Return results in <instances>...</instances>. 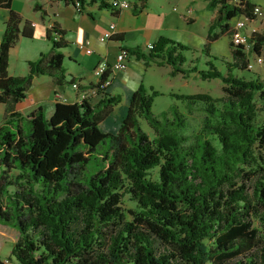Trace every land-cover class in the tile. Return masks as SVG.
Wrapping results in <instances>:
<instances>
[{"label":"trees","instance_id":"obj_1","mask_svg":"<svg viewBox=\"0 0 264 264\" xmlns=\"http://www.w3.org/2000/svg\"><path fill=\"white\" fill-rule=\"evenodd\" d=\"M78 1L85 7L86 0ZM101 4L119 8L105 0ZM0 5L10 10L0 39V101L7 104L0 124V179L16 169L29 185L7 206L0 203V221L20 231L8 259L20 264H264V241L254 224L255 215L264 223V120L259 119L264 80L234 72L248 67L250 54L242 45L232 42L234 60L227 72L211 61L208 68L186 66L182 49L190 46L164 35L148 50H137L148 61L170 64L172 74L198 71L225 82L224 97L171 92L190 110L206 111L194 136L186 131L189 120L177 104L160 116L152 110L159 91L144 82L131 94L117 132L100 127L121 100V94L109 92L96 104L87 97L56 101L50 115L40 105L21 119L14 104L27 96L36 74L52 75L58 83L75 77L66 72L65 31L56 22L48 30L50 49L29 60L26 74H11V47L22 35L32 37L34 25L28 19L21 23L11 0ZM207 5L216 9L203 46L207 51L211 40L230 29L225 18L256 16L251 0H208ZM251 40L260 53L264 32H253ZM141 117L154 136L142 127ZM108 137L109 147L97 150ZM256 174L250 193L247 184ZM124 193L139 206L131 220L121 205ZM0 264H6L1 255Z\"/></svg>","mask_w":264,"mask_h":264},{"label":"crops","instance_id":"obj_2","mask_svg":"<svg viewBox=\"0 0 264 264\" xmlns=\"http://www.w3.org/2000/svg\"><path fill=\"white\" fill-rule=\"evenodd\" d=\"M102 1L86 0L85 7L78 9L76 4L64 0H25L26 9H28L26 12H29L25 13L16 6L15 0H11L12 7L23 14L21 23H24L26 19L33 23L32 37L35 38L39 34L41 27L47 38L45 39L46 48H38L37 54H21L22 41L32 37L20 36L11 47L9 72L17 75L26 74L29 71V60L37 59L41 53L50 49L52 42L48 36V30L52 23L56 22L65 31L62 38L67 42L63 48L66 72L68 77L74 76L80 83V89L76 90L69 81L58 83L52 75L36 74L27 90V96L14 104V109L18 112L16 117L22 119L40 105L44 106L47 115L52 114L56 103L53 97L55 90H60L68 96L67 101L81 100L82 95L85 94L93 104L103 98L104 92L121 94V100L114 105L113 109L117 105L119 116H125L131 94L141 82L145 83L146 65L153 63L144 56H140L137 50H148V43L156 41L162 35L178 40L177 36L181 35L183 28L197 20L195 12L197 0H128L130 6L119 7L117 10L112 6L101 4ZM105 1L112 2V0ZM202 1L203 5L206 4L208 7L207 1ZM36 4L42 5L43 8H37ZM0 9L2 11L1 39L10 10L4 5H0ZM215 15L214 10L210 14V24ZM255 21L256 19L253 20L252 25H255ZM112 22L116 24V33L107 40H101L100 35ZM85 41L90 42L92 52H87L85 48L79 46L80 42ZM121 46L132 49L127 68L117 71L111 84L104 91L94 92L92 88L96 81L95 66L102 62L112 63ZM134 58L143 64L137 72L132 71L131 68ZM149 85L154 86L152 83ZM6 109L7 104L0 101V112L2 111L1 113L5 115ZM103 120L100 122V127L102 123L107 122V119ZM118 126L116 124L114 130ZM14 262L20 264L15 260Z\"/></svg>","mask_w":264,"mask_h":264},{"label":"rangeland","instance_id":"obj_3","mask_svg":"<svg viewBox=\"0 0 264 264\" xmlns=\"http://www.w3.org/2000/svg\"><path fill=\"white\" fill-rule=\"evenodd\" d=\"M205 1V0H204ZM208 2V0H206ZM256 4H259L264 11V0H251ZM202 0H197L195 3L197 20L187 24L185 28L180 32L181 35L177 36V39L188 44L190 48L182 49L185 57L187 58L186 66L197 65L199 69L208 68L210 65L208 62L214 63L223 72L228 71V62L234 60L232 52V40L230 29L228 32L221 33L219 37L210 41L209 50L203 49L204 43L206 42V37L208 33V26L210 24V14L216 9L208 8L203 5ZM16 6L20 7L26 12L25 0H15ZM28 8V7H27ZM30 11V10H29ZM23 17V14H21ZM242 14L238 13L230 18H225L223 22L228 21L233 25L237 19L240 18ZM255 25L258 27L259 32H264V13L255 17ZM2 23V11L0 9V25ZM1 29V28H0ZM216 31H221V26L217 25ZM1 31V30H0ZM46 35L39 28V34L32 38H26L22 41V52L21 54H37L38 48H46L45 39ZM205 41V42H204ZM188 42V43H187ZM68 49V48H67ZM261 52L264 55V45L261 48ZM249 58L254 61L255 54H251ZM254 56V57H253ZM152 64V65H151ZM149 66L146 65L145 72V84L149 85L152 83L154 88L159 91L158 94L154 95L152 102V110L159 116L164 111H171L172 106L177 104L178 107L185 112L189 120V126L187 132L193 136L200 130L204 118L206 116V111L200 106L195 107L193 110L188 108L186 101L178 99L171 95V92L178 93H191V92H207L214 97H224L226 95L224 91L225 82L221 77L213 78H203L198 71H191L188 75L182 72L172 74V66L170 64L160 65L155 62L151 63ZM143 64L139 63L138 59L134 58L131 62L132 71L137 72L141 69ZM143 69V67H142ZM234 72L238 75H242L246 78H254L256 76L264 80V61L262 63H256L254 67L247 68H235ZM17 75V74H14ZM257 104L260 107L261 101L257 99ZM115 108L104 118L107 119L106 123H102L101 129L106 132H117L121 126L123 117L119 116V111ZM123 108V107H122ZM2 112V111H1ZM0 112V124L4 121V114ZM119 117V118H118ZM260 122L264 120V111L259 110ZM103 120V121H104ZM118 120V121H117ZM142 127L149 133L150 136L155 135L154 128L149 124L145 117H141ZM119 125L116 130H114L115 125ZM111 144V138L108 137L105 141L100 143L97 150H105ZM18 170L14 169L7 173V176L0 179V203L3 206H7L10 202V197L16 198V193L21 192V190L27 191L29 185L24 179L17 177ZM152 174L154 177L158 175V168L152 169ZM259 178V174L253 175V177L248 181V190L250 193L253 192L255 182ZM24 204H27V200L21 198ZM122 207L126 214V219L131 220L134 215L139 211V206L137 202L129 195V193H124L122 199ZM254 224L259 229V234L264 241V223L258 217L254 216ZM20 236V231L15 226L1 222L0 221V255L5 258L6 264H17L13 259H8V253H10V247L15 243V241ZM241 257V256H239Z\"/></svg>","mask_w":264,"mask_h":264},{"label":"built area","instance_id":"obj_4","mask_svg":"<svg viewBox=\"0 0 264 264\" xmlns=\"http://www.w3.org/2000/svg\"><path fill=\"white\" fill-rule=\"evenodd\" d=\"M112 2L117 7H128L130 3L128 0H112ZM76 6L78 9L81 8L80 2L77 0ZM253 12L256 14L255 17L263 14L264 11L259 4H256L253 8ZM249 17L246 14H242L239 19L230 27L231 40L235 45H242L244 50L250 54H255L254 61L249 59L248 67H254L256 63H262L264 61L263 52H254L253 46L254 42L251 40V34L255 31H258L256 25H252L253 20L255 19ZM116 33V24L114 22L110 23L109 27L100 35L101 40H107L111 38ZM79 46L85 48L87 52H92V47L90 46L89 41L80 42ZM148 46H152V42L148 43ZM130 56V50L126 46H121L116 59L112 63L102 62L98 63L94 68V73L96 76V81L93 85V91H104L112 82L114 74L119 71L126 69L128 66V60ZM72 87L76 90L80 89V83L78 81L72 82ZM54 100L55 101H67L69 100L62 91H54ZM86 97L85 94L82 95V98ZM81 98V99H82Z\"/></svg>","mask_w":264,"mask_h":264}]
</instances>
